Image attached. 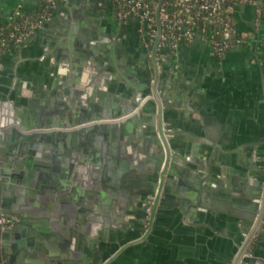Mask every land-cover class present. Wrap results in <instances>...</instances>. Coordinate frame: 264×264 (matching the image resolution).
I'll return each mask as SVG.
<instances>
[{
  "label": "crops",
  "instance_id": "0c3cea01",
  "mask_svg": "<svg viewBox=\"0 0 264 264\" xmlns=\"http://www.w3.org/2000/svg\"><path fill=\"white\" fill-rule=\"evenodd\" d=\"M38 2L0 0V27L16 8L31 11ZM234 17L246 40L223 57L215 58L196 37L167 51L159 63L158 82L170 89L173 102L166 122L179 152L178 173L166 193L174 203L161 201L147 239L126 248L111 264H229L234 255L232 236H241L238 228L248 222V191L259 189L254 178L264 173V11L258 15L245 3L235 8ZM97 37L106 42L96 45ZM149 50L138 23L119 19L112 0H64L48 21L0 55V111L10 109L24 125L52 127L85 118L88 106L104 107L103 100L121 108L124 89L141 77L140 71L148 73ZM104 67L112 78H104ZM107 134L89 140L105 143L106 152L96 151L103 167L118 169L129 161L122 160L121 148L128 152L140 139ZM72 138L81 137L33 141V158L51 164L45 173L55 163L74 162L75 155L88 178L96 170L88 145L85 150L79 143L74 151ZM5 146L1 139L0 153ZM35 165L42 170L39 162ZM101 190L103 197L133 203L132 197ZM24 230L18 227L21 238ZM261 246L264 255V240Z\"/></svg>",
  "mask_w": 264,
  "mask_h": 264
},
{
  "label": "water",
  "instance_id": "95a60500",
  "mask_svg": "<svg viewBox=\"0 0 264 264\" xmlns=\"http://www.w3.org/2000/svg\"><path fill=\"white\" fill-rule=\"evenodd\" d=\"M161 1L156 5L150 60L143 65L148 73L140 71L141 77L124 89L121 108L114 101L103 100L104 107L96 111L88 106L85 118L52 127L24 125L10 109L0 111V140L6 143L0 153V216L15 217L5 229L0 222V264H111L126 248L145 241L151 233L159 208L164 206L161 201L170 200L166 193L170 192L171 177L178 173L179 154L173 144V128L166 122L168 107L173 104L170 89L158 82ZM97 39L96 45L106 42L103 37ZM103 75L112 78L108 67H104ZM72 110L67 115L71 116ZM107 133L140 139L128 152L121 148L122 160L127 157L129 161L118 169L113 164L104 168L96 151L106 152L105 143L100 146L89 140L106 137ZM54 136L81 137L72 138L74 151L79 143L85 150L88 145L89 161L97 167L89 178L81 172L86 173L76 155L74 162L55 163L53 171L45 173L44 167L51 164L33 158V141ZM8 137L13 138L11 142ZM85 137L87 141L83 142ZM35 162L43 166L41 171ZM58 173L61 178H57ZM254 179L260 187L248 191L249 212L244 216L248 222L238 228L241 236H232L236 248L229 264H264V173ZM106 188L114 190L117 197H132L133 203L103 197L101 189ZM20 226L26 229L23 238L19 236ZM99 237L103 241L99 242Z\"/></svg>",
  "mask_w": 264,
  "mask_h": 264
},
{
  "label": "built area",
  "instance_id": "2783aa9c",
  "mask_svg": "<svg viewBox=\"0 0 264 264\" xmlns=\"http://www.w3.org/2000/svg\"><path fill=\"white\" fill-rule=\"evenodd\" d=\"M56 4V7L64 0ZM114 12L119 19L136 21L147 46H151L156 32V5L158 0H112ZM230 1L229 4H226ZM264 0H162L158 14L161 31L158 41V61L165 59V53L172 51L182 41H190L196 37L204 40L212 55L218 58L232 47L245 42L246 34L237 29L234 10L240 4L253 6L256 14H261ZM55 9V8H54ZM25 10L16 8L12 14L17 19L0 27V55L6 51L8 41L12 46L23 41L34 27L43 25L52 11L29 17ZM10 46L9 48H11ZM8 50V49H7ZM150 207V206H149ZM148 207V208H149ZM6 218L0 216V222L6 225Z\"/></svg>",
  "mask_w": 264,
  "mask_h": 264
},
{
  "label": "trees",
  "instance_id": "16d2710c",
  "mask_svg": "<svg viewBox=\"0 0 264 264\" xmlns=\"http://www.w3.org/2000/svg\"><path fill=\"white\" fill-rule=\"evenodd\" d=\"M53 0H39L38 5L36 9L31 10V11H25L24 14L28 15L29 17H38L40 14L47 13L49 11L54 10V6H51L50 4L52 3ZM59 1L56 0V4H58ZM230 1H228L226 4H229ZM262 11H264V1L262 3ZM17 17H15L13 14H11L10 19L7 24L13 23ZM6 24V25H7ZM7 47L5 48L6 50L9 49L10 46H12V42L8 41ZM215 58H218V55H214Z\"/></svg>",
  "mask_w": 264,
  "mask_h": 264
},
{
  "label": "flooded vegetation",
  "instance_id": "af4514ba",
  "mask_svg": "<svg viewBox=\"0 0 264 264\" xmlns=\"http://www.w3.org/2000/svg\"><path fill=\"white\" fill-rule=\"evenodd\" d=\"M150 47H149V49H150ZM149 60H150V56L148 55V61ZM156 60L158 62V65H160L159 64V61H158V49L156 51ZM149 206L151 207V201H149ZM1 216H4L6 218V220H5L6 225L1 224V229H5V228L9 227L10 225L13 224V221L15 220V217L14 216H6V215H1Z\"/></svg>",
  "mask_w": 264,
  "mask_h": 264
}]
</instances>
